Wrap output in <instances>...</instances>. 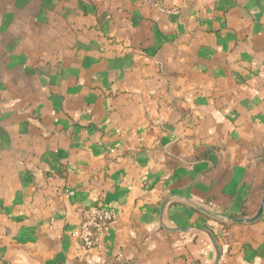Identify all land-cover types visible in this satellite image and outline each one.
<instances>
[{
	"label": "crops",
	"instance_id": "1",
	"mask_svg": "<svg viewBox=\"0 0 264 264\" xmlns=\"http://www.w3.org/2000/svg\"><path fill=\"white\" fill-rule=\"evenodd\" d=\"M217 259L264 264V0H0V264Z\"/></svg>",
	"mask_w": 264,
	"mask_h": 264
},
{
	"label": "built area",
	"instance_id": "2",
	"mask_svg": "<svg viewBox=\"0 0 264 264\" xmlns=\"http://www.w3.org/2000/svg\"><path fill=\"white\" fill-rule=\"evenodd\" d=\"M114 218L113 211L104 205L86 209L79 230V236L84 245L95 247L101 235L109 231Z\"/></svg>",
	"mask_w": 264,
	"mask_h": 264
},
{
	"label": "water",
	"instance_id": "3",
	"mask_svg": "<svg viewBox=\"0 0 264 264\" xmlns=\"http://www.w3.org/2000/svg\"><path fill=\"white\" fill-rule=\"evenodd\" d=\"M262 213V209L258 212V214L253 217V218H247V219H234L235 221L237 222H251V221H254L255 219H257ZM218 263V259L214 262V264H217Z\"/></svg>",
	"mask_w": 264,
	"mask_h": 264
}]
</instances>
